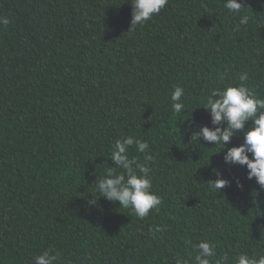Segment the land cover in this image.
Here are the masks:
<instances>
[{"label": "trees", "instance_id": "1", "mask_svg": "<svg viewBox=\"0 0 264 264\" xmlns=\"http://www.w3.org/2000/svg\"><path fill=\"white\" fill-rule=\"evenodd\" d=\"M239 2L233 13L225 0H168L131 27V0H0V264L46 250L55 264H195L201 240L226 264L264 256V188L225 163L226 148L191 140L214 127L203 108L212 90L241 73L264 98V0ZM128 136L149 144L129 155L161 198L144 219L102 196L90 203ZM243 141L239 130L227 147ZM218 171L230 181L220 191Z\"/></svg>", "mask_w": 264, "mask_h": 264}, {"label": "clouds", "instance_id": "2", "mask_svg": "<svg viewBox=\"0 0 264 264\" xmlns=\"http://www.w3.org/2000/svg\"><path fill=\"white\" fill-rule=\"evenodd\" d=\"M132 20L131 27L143 25L154 15L160 13L165 8L168 0H131ZM224 6L229 12L240 13L244 7L239 0H225ZM249 17L244 15L240 19V24L247 25ZM7 17H0V24H8ZM248 80L247 73L239 75L241 83L226 86L223 90H212L206 99L205 108L211 116V124L201 126L199 131H194L191 140H198L200 137L204 141L214 142L220 145L224 152V161L229 164H239L246 166L247 178H255L257 184L264 188V98H259L254 91L244 82ZM184 89L175 87L171 94V107L174 112L182 113L186 109L183 97ZM252 121L251 125L245 130V123ZM239 130H244V141L239 145L227 147L232 138L237 135ZM130 146H135L136 151L144 153L149 148L147 141L128 136L123 140H116L110 151L109 158L115 167H109L103 177H97L94 183V190L97 194L95 204L99 197H104L109 201L118 202L120 207L131 208L135 215L146 218L150 211H159L161 198L152 191V181L149 176L150 169L146 163H140L135 156L129 155ZM219 150V151H220ZM251 154V156L249 155ZM146 159H151L146 154ZM116 169H122L120 173ZM217 179L211 181V187L220 191L230 184L227 178L217 172ZM238 186L242 185L237 182ZM93 197V196H92ZM159 226L155 231H160ZM198 249L194 261L195 264H226L227 257L217 258L215 245L210 241L201 240L196 245ZM59 253L52 254L44 251L34 258V264H55ZM181 264V261H177ZM188 264V261H183ZM235 264H264V256L249 257L247 254H239Z\"/></svg>", "mask_w": 264, "mask_h": 264}]
</instances>
